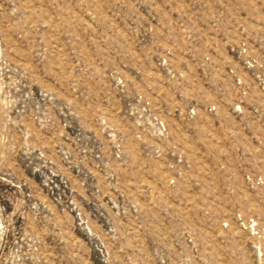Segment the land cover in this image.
Listing matches in <instances>:
<instances>
[{
  "label": "rangeland",
  "instance_id": "1",
  "mask_svg": "<svg viewBox=\"0 0 264 264\" xmlns=\"http://www.w3.org/2000/svg\"><path fill=\"white\" fill-rule=\"evenodd\" d=\"M0 264H264V0H0Z\"/></svg>",
  "mask_w": 264,
  "mask_h": 264
},
{
  "label": "built area",
  "instance_id": "2",
  "mask_svg": "<svg viewBox=\"0 0 264 264\" xmlns=\"http://www.w3.org/2000/svg\"><path fill=\"white\" fill-rule=\"evenodd\" d=\"M187 115L190 117V118H193L196 116V111L194 109H190L188 112H187Z\"/></svg>",
  "mask_w": 264,
  "mask_h": 264
}]
</instances>
